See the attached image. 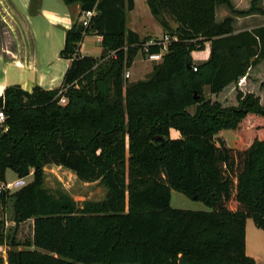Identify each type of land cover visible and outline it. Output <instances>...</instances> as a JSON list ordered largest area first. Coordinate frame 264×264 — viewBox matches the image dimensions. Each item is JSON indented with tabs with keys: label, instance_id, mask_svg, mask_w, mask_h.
<instances>
[{
	"label": "trees",
	"instance_id": "1",
	"mask_svg": "<svg viewBox=\"0 0 264 264\" xmlns=\"http://www.w3.org/2000/svg\"><path fill=\"white\" fill-rule=\"evenodd\" d=\"M62 1L94 13L82 32L79 21L65 31L59 56L70 63L61 84H10L0 95V180L8 169L31 175L0 193V205L13 197L16 225L33 220L25 243L33 248L8 250V263L256 264L245 251V221L264 229V97L241 86L264 61V24L234 32L232 22L264 15L259 0L246 10L230 0H146L169 41L137 81L124 71L149 38L126 26L134 0ZM217 5L233 16L217 21ZM85 35L101 36L98 58L79 53ZM206 43L207 59L194 63L191 53ZM147 48L159 52L162 43ZM231 89L235 102L226 104L220 95ZM226 129L243 137L242 147L226 143ZM49 164L98 181L105 197L77 206L62 190H47ZM171 190L210 210L172 208Z\"/></svg>",
	"mask_w": 264,
	"mask_h": 264
},
{
	"label": "crops",
	"instance_id": "2",
	"mask_svg": "<svg viewBox=\"0 0 264 264\" xmlns=\"http://www.w3.org/2000/svg\"><path fill=\"white\" fill-rule=\"evenodd\" d=\"M46 1L47 0H0V95L2 94L4 87L10 84H18L23 89L29 90L34 85L51 89L55 88L53 86H59L62 82V77L69 66L70 59L60 57L59 51L63 47L62 42H64L65 31L81 18L80 7L78 3L67 4L68 7H72L73 15L70 17L60 14L55 16L54 13L56 8L54 7V4L50 5L49 0L45 3ZM230 1L234 7L239 10L248 9L251 3V0ZM135 6L136 4L134 0L133 9L127 11L126 15L128 13H134ZM258 6L264 8V0H259ZM218 7H220V12H218ZM34 16L44 19L49 24L44 32H40V34L44 36L41 42L36 39V32L39 35L38 27L35 29L32 25V17ZM135 16L138 17L137 14H135ZM227 16H229L227 8L225 9L223 5H217L215 9L216 20L221 21ZM253 17H255L258 22L254 24L248 23L247 19ZM262 17H264V15L258 13H252L241 17L233 16L232 26L234 32L263 25L264 19ZM236 18L243 19L244 25H240L239 23L241 20H237ZM127 22V28L136 32L140 38L147 35L145 29L140 31L136 28L128 27ZM157 27L158 32L156 34H159V38H162L163 29L159 22ZM59 33L61 34L60 36ZM85 37H95L101 45L100 35H85L83 39ZM82 45L83 42L81 41L79 53L91 56L89 53H86L85 48L83 49ZM209 50L210 47L208 45L204 50L193 51L191 53L193 61H195V55L201 52V56L204 55L201 60H206L209 55ZM101 52L102 47H100L96 55H93L92 57L98 58L101 55ZM139 58L138 52L133 59L131 66L127 69L129 75L130 71L136 73L138 76L141 75V70L137 69V62L141 60ZM156 63H158V61L150 60L143 63V68L147 69V67H149L147 70L148 72H146L148 75L151 73L152 67ZM8 67H10V70ZM12 69L23 70L17 72ZM147 76L143 79H146ZM170 133L173 137L178 135L177 132L174 133L172 130ZM17 178L18 177L16 176L15 179Z\"/></svg>",
	"mask_w": 264,
	"mask_h": 264
},
{
	"label": "rangeland",
	"instance_id": "3",
	"mask_svg": "<svg viewBox=\"0 0 264 264\" xmlns=\"http://www.w3.org/2000/svg\"><path fill=\"white\" fill-rule=\"evenodd\" d=\"M48 1V0H47ZM47 1L45 3H47ZM49 4H54L55 13L54 15H64V16H72V7H68L62 0H49ZM136 8L134 13L138 15L135 16L134 13H128L126 15V22L128 27H133L138 30L145 29L147 38L160 39L158 32V22L150 13L149 8L145 0H135ZM32 6V5H31ZM226 9L227 7L223 5ZM220 7H218L219 9ZM57 10V11H56ZM228 10V9H227ZM220 12V9L219 11ZM229 12V10H228ZM229 15H232L229 12ZM233 16V15H232ZM237 17V16H236ZM241 17V16H240ZM264 19V17H262ZM240 21V25H244V20L240 18H236ZM262 19V21H263ZM248 23L254 24L257 23L258 20L255 17L251 19H247ZM261 20V19H260ZM37 24V26H36ZM32 25L36 29L38 27L39 35L36 32L37 41L43 40L44 36L40 34V32H44L49 26V24L42 18L32 17ZM162 28V27H161ZM60 32V31H59ZM164 36V30H162ZM61 34L59 33V36ZM83 49L85 48L86 53H89L91 56L96 55L99 51L101 45L96 40L95 37H85L83 40ZM63 44V42H62ZM59 44V45H62ZM210 43H206L204 49ZM41 46V45H40ZM203 49V50H204ZM202 52L196 54L194 57V63L198 64L202 62L204 55L201 56ZM139 62H137V69L141 70V75H136V73H132L130 71V75L126 77L127 69L124 71V77L128 81H134L138 79H143L148 75L147 69L143 68V63L145 61H149L146 59V56L139 52ZM160 60H158L159 62ZM10 70V67H8ZM8 70V71H9ZM13 71L20 72L23 69H12ZM249 83L246 86H241L244 91H251L255 95H258L262 101L264 97V61L252 68L249 71ZM149 77V75L147 76ZM60 82V81H59ZM59 85V84H58ZM58 87V86H53ZM207 90V88H206ZM222 102L226 104L234 103L235 98V90L231 89L229 91L223 92L220 95ZM188 110L192 112L194 107H189ZM172 132L176 133L172 130ZM173 134V133H172ZM222 136L224 137L226 143L234 148L242 147L244 144L243 137L239 135L236 130L226 129L222 131ZM173 137V136H172ZM5 178L8 181L15 180L16 175L13 171L7 170L5 173ZM31 180V175L24 177L22 179L23 183H27ZM44 187L51 191L55 192L56 190H62L66 194H68L77 204V206H82L85 201H98L102 200L106 195V189L98 182H83L79 180L76 175L69 169L64 168L62 166L49 164L44 167ZM12 188L10 192H13L17 189ZM12 202L13 197H9L6 200L5 205H0V231L3 232L4 241L0 244V264H9L7 259L8 250H15V252L22 249H31L33 247H27L25 243L32 238V219H28L24 222L16 225L13 221V210H12ZM170 206L172 208L178 209H187V210H201V211H209L210 208L207 207L203 202L196 201L188 198L183 193L171 190L170 196ZM247 249V250H246ZM245 251L246 254L252 257L256 264H264V229L258 228L252 218L248 217L245 221Z\"/></svg>",
	"mask_w": 264,
	"mask_h": 264
},
{
	"label": "built area",
	"instance_id": "4",
	"mask_svg": "<svg viewBox=\"0 0 264 264\" xmlns=\"http://www.w3.org/2000/svg\"><path fill=\"white\" fill-rule=\"evenodd\" d=\"M94 13V11L91 10H87L84 12H81V18L79 20V22L82 24V26H87L88 21L90 19V17L92 16V14ZM169 41V37L167 35H164L162 38L160 39H153L150 38L147 40V42L144 44V55L146 56V59L150 60V61H158L161 59L162 53L166 50V44ZM162 43V48L159 52H149L147 46L148 45H153V44H160ZM142 52V54H143ZM193 70H196V66H193ZM126 77L129 76V72H126ZM61 103L65 102V98H61L60 99ZM5 120V114L3 112L2 109H0V124H2ZM23 178H17L15 180L12 181H8V180H0V193L6 190L11 191L12 188H15L16 186L19 188L22 185H24Z\"/></svg>",
	"mask_w": 264,
	"mask_h": 264
},
{
	"label": "water",
	"instance_id": "5",
	"mask_svg": "<svg viewBox=\"0 0 264 264\" xmlns=\"http://www.w3.org/2000/svg\"><path fill=\"white\" fill-rule=\"evenodd\" d=\"M82 30H83V26H82V24L81 23H78L77 24V26H76V32H78V33H80V32H82ZM15 254L16 255H18V252L16 251L15 252ZM178 262H179V264H188L184 259H182V258H180L179 260H178Z\"/></svg>",
	"mask_w": 264,
	"mask_h": 264
}]
</instances>
